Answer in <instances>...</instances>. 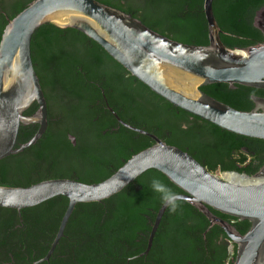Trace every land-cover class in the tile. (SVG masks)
Segmentation results:
<instances>
[{"label": "trees", "instance_id": "obj_1", "mask_svg": "<svg viewBox=\"0 0 264 264\" xmlns=\"http://www.w3.org/2000/svg\"><path fill=\"white\" fill-rule=\"evenodd\" d=\"M30 1L0 2V35L7 19ZM98 1L169 38L208 43L203 0ZM262 5L264 0H212L226 46L263 41L252 23ZM30 51L47 103V126L35 143L0 159V185L26 186L55 177L97 182L153 143L150 136L120 124L106 104L125 122L187 151L209 170L251 175L264 163V139L227 131L174 106L75 28L52 22L40 25L32 34ZM200 89L238 110L253 107L252 95L264 96L262 88L229 87L224 82ZM36 107L33 102L23 113L30 115ZM36 128L35 123H21L16 145L28 140ZM179 192L160 171L148 169L108 198L76 203L52 254L37 264H232L235 245L229 252V238L216 224L203 236L207 218L182 199L165 208L149 251L138 256L158 207ZM66 205L67 198L56 195L19 212L0 206V264H32L41 258ZM211 211L241 233L249 227L245 219Z\"/></svg>", "mask_w": 264, "mask_h": 264}, {"label": "water", "instance_id": "obj_2", "mask_svg": "<svg viewBox=\"0 0 264 264\" xmlns=\"http://www.w3.org/2000/svg\"><path fill=\"white\" fill-rule=\"evenodd\" d=\"M202 6L208 43L195 45L160 34L138 18L98 0H31L7 19L0 35V159L35 143L47 126V103L30 51L32 34L47 22L84 33L131 75L174 106L227 131L264 139V96L252 95L253 107L238 110L200 89L201 85L214 82L264 89V39L245 47L226 46L220 39L221 29L213 14L212 0H203ZM252 23L264 37V5L254 12ZM33 102L37 104L35 111L25 115L23 112ZM106 106L120 124L150 136L153 143L133 153L97 182L55 177L26 186L0 185V206L18 212L56 195L67 198L46 253L32 264L48 260L76 203L108 198L148 169L160 171L181 192L160 204L145 248L138 256L149 251L165 208L173 200L182 199L207 218L203 236L216 224L235 244L232 264H264V163L251 175L235 170H209L187 151L125 122ZM21 123H35L37 128L28 140L16 145ZM211 209L245 219L249 227L241 233Z\"/></svg>", "mask_w": 264, "mask_h": 264}, {"label": "flooded vegetation", "instance_id": "obj_3", "mask_svg": "<svg viewBox=\"0 0 264 264\" xmlns=\"http://www.w3.org/2000/svg\"><path fill=\"white\" fill-rule=\"evenodd\" d=\"M0 2H1V4H3V3H5L6 2V0H0ZM7 3V2H6ZM202 8H203V6H202ZM4 12V11H3ZM4 14V13H3ZM7 17V15H5V18ZM8 18V17H7ZM107 108V107H106ZM110 112V111H109ZM235 244L229 239V245H228V250H229V252H232L233 251V246H234ZM144 250V249H143Z\"/></svg>", "mask_w": 264, "mask_h": 264}, {"label": "clouds", "instance_id": "obj_4", "mask_svg": "<svg viewBox=\"0 0 264 264\" xmlns=\"http://www.w3.org/2000/svg\"><path fill=\"white\" fill-rule=\"evenodd\" d=\"M154 183H156V181H154Z\"/></svg>", "mask_w": 264, "mask_h": 264}]
</instances>
